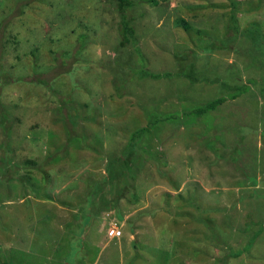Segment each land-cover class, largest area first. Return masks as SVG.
I'll return each instance as SVG.
<instances>
[{
    "label": "rangeland",
    "instance_id": "obj_1",
    "mask_svg": "<svg viewBox=\"0 0 264 264\" xmlns=\"http://www.w3.org/2000/svg\"><path fill=\"white\" fill-rule=\"evenodd\" d=\"M156 1L0 0V264H264V0Z\"/></svg>",
    "mask_w": 264,
    "mask_h": 264
},
{
    "label": "trees",
    "instance_id": "obj_2",
    "mask_svg": "<svg viewBox=\"0 0 264 264\" xmlns=\"http://www.w3.org/2000/svg\"><path fill=\"white\" fill-rule=\"evenodd\" d=\"M161 1L164 2V1H166V0H161ZM115 2H116L117 10H118L119 13H123V12H124V9L130 7V5H131L130 0H115ZM150 5H151V6H156V5H157V1H156V0H150ZM121 31H122V33H121V40H120V42H119V44H118L119 47H123V46L126 45L127 40H128V37H127L126 35H129V36H130V35L132 34V28H126L125 25L123 24V26H122V28H121ZM150 77L157 78V77H159V76H158V75H150ZM17 79H18V80H16L17 82H20V81H21V78H17ZM35 83H37L38 85H41V86H46L45 84H46L47 82H46L45 80H43V79H38V80L36 79V80L34 81L33 84H35ZM234 91H235L236 94H238V93H241L242 90H241L240 88H235ZM63 101H64L63 99H62V100H61V99L59 100V102H60L59 109H60V108H61V109L63 108V107H62V102H63ZM65 101H66V100H65ZM223 101H224L223 98H218V99H215V100H213V101H209V102L205 103V104L202 105V106H198V107H196V108L193 110L192 113H193V115H195V116L205 115L207 112H209V111L215 109V107H216L218 104H221ZM152 124H153V123L151 122V125H152ZM148 128H149L148 126H147V127H144V128H141V129H139V130L134 131V132L130 135V137H129L130 140L128 141L127 146L124 148V157L128 154V151H129V150L133 149V148H132V145H133V142H132V141H134L135 138H140V137L142 136L143 133L148 132V131H149ZM145 134H147V133H145ZM121 155H123V154L121 153ZM52 158H54V157H50L49 159H52ZM120 161H122V160H121V157H118V158H116V159L109 160V161L106 163V172H107V174L110 173L112 166H113L116 162H120ZM102 183H103V182H102ZM92 188L94 189L95 193H97V192H101V191H102V190H101V182L92 185ZM120 196H121V190L118 189V190H117V193H116V196L113 198L112 205L106 204V205H107V210H108V211H109V210H113V208H114V204L117 203V200L119 199ZM91 197H92V196H89L88 199H90ZM89 201H90V200H89ZM108 205H109V207H108ZM84 217H85V219H88V217H86V216H84ZM89 217H90V216H89ZM118 218H120V217H118Z\"/></svg>",
    "mask_w": 264,
    "mask_h": 264
},
{
    "label": "built area",
    "instance_id": "obj_3",
    "mask_svg": "<svg viewBox=\"0 0 264 264\" xmlns=\"http://www.w3.org/2000/svg\"><path fill=\"white\" fill-rule=\"evenodd\" d=\"M107 237L110 238H115L118 237L120 235L119 230H117L116 228H110L107 232H106Z\"/></svg>",
    "mask_w": 264,
    "mask_h": 264
}]
</instances>
